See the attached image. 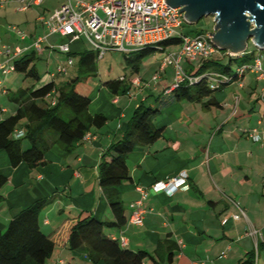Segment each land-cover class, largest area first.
Here are the masks:
<instances>
[{
    "label": "crops",
    "instance_id": "0c3cea01",
    "mask_svg": "<svg viewBox=\"0 0 264 264\" xmlns=\"http://www.w3.org/2000/svg\"><path fill=\"white\" fill-rule=\"evenodd\" d=\"M44 2L32 7H41ZM49 7L52 4L43 8L42 14ZM30 9L20 11L16 2L0 8L3 40L25 48L36 37L48 33L38 20L42 33L34 29L23 41L15 35L12 27L19 28L18 23L7 21L14 14H26ZM211 25L210 33L214 30V19ZM191 26L182 29L197 28ZM49 38L56 42L61 37L53 34ZM70 47L74 52L86 49L79 40ZM170 47L158 51L159 57L153 56L145 62L140 59L133 72L139 73L146 63L150 76L158 73ZM45 52L50 53L48 49ZM5 61L6 56H0V63ZM181 64L188 72L198 68L196 63L191 65L186 60ZM173 70V65L165 66L160 71L159 82L153 84L144 82V76L129 79L124 76L125 92L115 93L104 82L84 90H79L77 85L78 92L90 99V114L99 113L107 121L101 128L92 129L90 138L82 140L70 152L60 143H54L45 152V164L34 169L26 163L12 167L7 154L0 152V174L7 176L0 188V228L6 227L21 209L36 200H44L40 224L57 242L54 264H93L85 253L68 249L67 233L72 219L79 215L90 214L105 222L117 220L99 184V165L113 139L128 129L134 110L145 103L159 109L153 123L161 128L162 135L153 143L137 145L129 153L131 180L118 186L125 223L106 228L105 236L117 239L133 251L146 250L160 257H165L169 247L176 251L172 264H240L251 252L257 257V251L264 250V146L254 142L244 129L254 126L257 116L264 112V78L245 73L213 93L217 104L204 106L202 102L178 100L174 94L165 93L173 83ZM0 76L4 75L0 72ZM137 77L139 85L132 82ZM2 84L3 78L0 95L8 99V92L16 89ZM11 105L13 114L17 104ZM9 110L2 106L1 113ZM182 171L188 174L189 189H178L171 195L150 191L144 202L143 224L129 222L130 204L140 198L137 186L149 188L155 181L173 178ZM235 203L245 212L239 218L233 217L239 212ZM255 264H264V259L258 256Z\"/></svg>",
    "mask_w": 264,
    "mask_h": 264
},
{
    "label": "trees",
    "instance_id": "16d2710c",
    "mask_svg": "<svg viewBox=\"0 0 264 264\" xmlns=\"http://www.w3.org/2000/svg\"><path fill=\"white\" fill-rule=\"evenodd\" d=\"M189 24H187L188 26ZM186 26V27H187ZM186 30L185 33L190 35ZM197 34L206 32L196 28ZM181 43L179 36H174L157 44L136 50V58L130 60L138 68L140 59L155 51H163ZM70 56L77 60V70L86 74L96 71L97 55L93 50L82 52L71 50ZM34 50H28L14 59L15 72L22 75L23 80H41L37 70L40 58ZM257 56L252 50L243 53L228 54L226 50L208 60L195 62L194 71L188 72L192 82H180L172 90L178 100L188 99L202 102L204 106L215 105L213 93L236 79L235 71L239 66L250 64ZM139 60L137 61L136 59ZM233 62L237 65L233 67ZM194 62H189L193 65ZM210 73L215 74L212 78ZM62 76L64 74H58ZM224 77V78H223ZM52 77L43 85L34 84L8 92V99L17 104L15 112L0 120V152H5L12 167L26 163L30 168L45 164V152L54 143H60L67 152L79 144L84 135L92 129L101 128L107 121L99 113L90 114V99L78 92L77 85L81 77L76 75L58 82ZM124 76L104 82L113 92L126 91ZM168 86L167 88H169ZM166 88V89H167ZM165 89V90H166ZM2 105L0 104V113ZM159 109L141 103L132 113L128 129L103 152V160L99 165V184L105 194L117 220L105 222L95 216L86 214L74 217L67 233V247L71 251L85 253L93 264H172L175 256L173 249H166L165 257L152 254L146 250L133 251L123 246L117 239L105 236L104 230L125 223L123 202L118 186L131 180L127 158L137 145L153 143L162 135L161 128L154 125L153 120ZM16 130H24L22 137L15 138ZM28 146L24 148L23 141ZM7 176L0 174V188L6 183ZM1 197V195H0ZM46 201L36 200L21 209L9 221L6 227L0 228V264H45L51 258L57 242L52 233L41 229L40 213ZM256 253L251 252L240 264H255Z\"/></svg>",
    "mask_w": 264,
    "mask_h": 264
},
{
    "label": "built area",
    "instance_id": "2783aa9c",
    "mask_svg": "<svg viewBox=\"0 0 264 264\" xmlns=\"http://www.w3.org/2000/svg\"><path fill=\"white\" fill-rule=\"evenodd\" d=\"M10 2H16L17 9L25 11L32 6H40L44 0H0V8ZM179 9L180 7H172L164 0H65L62 5L55 8L49 18L44 15L38 17L48 29V33L36 37L30 46L9 47L0 42V56H6V61L0 63V72L4 76L15 72L14 59L28 50L43 54L48 49L50 53L59 50L67 54L66 61L58 63L51 76L65 74L67 71L65 63L72 64L74 60L69 55L72 50L70 46L81 38L86 39L97 51L98 56L102 57L109 50L130 53L145 47L157 46L164 40L179 36L181 39L179 50L163 57L160 70L153 77L154 80L158 79L160 71H163L165 66H174L175 82L165 90V93L169 94L180 82L183 83L185 80L192 82L193 78L183 70L182 60L200 62L211 59L223 51L212 42L209 31L194 36L186 34L182 28L188 23L184 13ZM12 31L20 41L25 40L26 35L17 26H13ZM53 34H57L62 40L56 44L49 38ZM227 53L233 54L229 51ZM245 73H254L258 78H264L261 58L257 56L252 63L236 68L235 76L239 78ZM210 76L216 77L213 73H210ZM132 82L140 84L139 78H134ZM22 131L16 130L14 137H22L24 134ZM244 132L254 142L264 146V112L257 116L254 126L245 128ZM90 135L87 132L83 140L89 139ZM187 180V172L182 171L173 178L155 181L149 188L137 186L140 198L130 204L132 213L129 222L136 225L143 224L144 202L150 191H163L171 195L178 189H189ZM235 205L239 212L233 217L239 218L245 212L237 203Z\"/></svg>",
    "mask_w": 264,
    "mask_h": 264
},
{
    "label": "rangeland",
    "instance_id": "374dc122",
    "mask_svg": "<svg viewBox=\"0 0 264 264\" xmlns=\"http://www.w3.org/2000/svg\"><path fill=\"white\" fill-rule=\"evenodd\" d=\"M83 1V0H82ZM89 1V0H85ZM61 2H64V0H45L44 4L41 7H31V9L26 13V14H14V17L12 20H8L7 23H18L20 30L27 36L31 32H33L34 29L38 30V33L43 32V27L42 24L38 21V17L41 15H44L46 18H49L52 13L54 12L55 8L54 5H61ZM48 4L51 5L52 7H49L48 10L44 14L43 13V8L48 7ZM40 13V14H39ZM28 20V21H27ZM213 21V18L211 15L209 16H204L202 17L198 23L192 24L191 27L197 26V28H203L208 31L209 27H211V23ZM18 27V26H17ZM191 36L197 35V32H190ZM1 43L5 44L9 47H15L13 46L12 42H8L7 39H4V36L1 35ZM62 40V38H59L58 41H56V44L59 43ZM83 47L87 50H93L96 55H97V60H96V71L94 74H86L85 72H80L77 70V60L74 58L72 64H67L66 65V73L62 76L57 75V81L62 82L65 79H68L69 77H74L76 75H79L81 77V80L78 84V89L79 90H84L91 88L94 86V84H97L100 82L103 83L107 80L111 79H117L120 76H125L128 79L132 76H144L146 77L144 82H149L151 81L152 84L153 82L157 83L159 82L158 79H153V77L156 75V73L152 74L150 76L149 72V67H147L143 63L141 70L139 73L133 72L134 65L135 63L130 61L131 59L134 60L136 58V53H124L118 50H109L107 51L102 57L98 56L97 51L93 48V46L86 41V39L81 38L79 40ZM7 42V43H6ZM180 44L174 45L170 48L167 49L165 52L166 54L168 53H176L177 49H179ZM176 50V51H175ZM254 51V54L258 57L261 58L262 61V66H264V49L258 48L254 46V44L251 42V40L248 41V48L247 51L251 53V51ZM224 51V50H223ZM153 56H160V53L158 51H155L152 55H149L147 57H143V62L146 60H150L151 57ZM40 58L37 60L36 66L37 70L41 76V80L39 82H35L31 79L23 80L22 75L18 72H11L6 76H0V79L3 78V87H10L14 89L22 88V87H27L29 85L34 84L36 87H39L46 83L50 79V72L54 71L57 67L58 63H63L67 59V54L59 52V50L54 51L53 53L44 52L39 56ZM237 64L233 62V67H235ZM174 74H175V68H174ZM138 78V77H137ZM171 81V80H170ZM175 82V75L173 79V83ZM172 83V84H173ZM171 84V85H172ZM162 91V90H161ZM164 90L161 92L163 95ZM0 104L2 106L8 107L10 110L6 113H0V118H5L8 117L9 115L12 114L13 112V102L8 100L4 95H0ZM254 122V118H252L251 122ZM252 122V123H253ZM24 148L28 146V143L26 140H24V144L22 145ZM40 221H41V213H40ZM58 251H54L51 258L47 259L45 261V264H54V259H57ZM258 256L262 259H264V250L260 249L259 253L257 251V257Z\"/></svg>",
    "mask_w": 264,
    "mask_h": 264
},
{
    "label": "water",
    "instance_id": "95a60500",
    "mask_svg": "<svg viewBox=\"0 0 264 264\" xmlns=\"http://www.w3.org/2000/svg\"><path fill=\"white\" fill-rule=\"evenodd\" d=\"M180 7L189 25L204 16L215 21L212 42L233 54L243 53L248 41L264 49V0H164Z\"/></svg>",
    "mask_w": 264,
    "mask_h": 264
}]
</instances>
